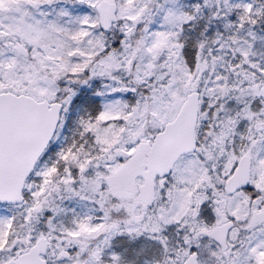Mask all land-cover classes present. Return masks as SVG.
I'll use <instances>...</instances> for the list:
<instances>
[{
  "label": "snow or ice",
  "instance_id": "6c2138e0",
  "mask_svg": "<svg viewBox=\"0 0 264 264\" xmlns=\"http://www.w3.org/2000/svg\"><path fill=\"white\" fill-rule=\"evenodd\" d=\"M0 264H264V0H0Z\"/></svg>",
  "mask_w": 264,
  "mask_h": 264
}]
</instances>
